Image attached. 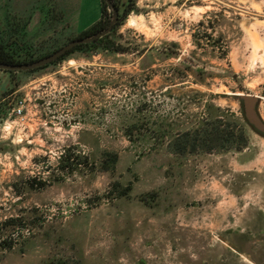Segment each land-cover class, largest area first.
Wrapping results in <instances>:
<instances>
[{
  "label": "rangeland",
  "instance_id": "374dc122",
  "mask_svg": "<svg viewBox=\"0 0 264 264\" xmlns=\"http://www.w3.org/2000/svg\"><path fill=\"white\" fill-rule=\"evenodd\" d=\"M11 2L22 15L0 16V38L19 55L99 13ZM110 38L127 52L0 70V264H264V137L244 125L240 150L177 145L216 119L235 133L241 94L264 122V0H136Z\"/></svg>",
  "mask_w": 264,
  "mask_h": 264
},
{
  "label": "trees",
  "instance_id": "16d2710c",
  "mask_svg": "<svg viewBox=\"0 0 264 264\" xmlns=\"http://www.w3.org/2000/svg\"><path fill=\"white\" fill-rule=\"evenodd\" d=\"M108 1L110 2V5L107 3V0H99V5H100L99 18L94 23H92L87 28H85L82 32L77 34L76 37L74 38L90 36L97 31H101L105 29L112 20L113 17L112 7H113L117 11V15H116V20L113 23L110 32L91 42L81 43L74 46L73 48L65 52L62 56H60L59 58H57L56 60H54L49 64L58 63L59 61L71 56L76 52L85 57H88L97 50H107L111 52H120V53L127 52V49L115 45V42L113 41V39L110 38V35L114 33L121 24H123L126 16L131 11L134 10V5L136 0H127L126 3H123L120 0H108ZM107 8H110V11H108ZM5 23H6V29L9 32L13 30L20 31L23 29L22 27L23 25L21 24V22L17 23L15 21L14 24L6 19ZM24 25L26 24L24 23ZM10 42L15 43L14 41H10ZM19 51L20 49H17L13 45H9L8 47L4 46L0 38V62L3 63L31 62L41 57H44V55L49 54L46 53L42 56L41 55L35 56L32 55L33 54L32 52L26 50L25 52L23 51L24 52L23 55H19ZM181 61L182 63L186 64L185 68L189 70L188 61L185 59H182ZM49 64L30 71L43 69L47 67ZM4 72L13 73L16 71H4ZM212 125L213 126L211 128H208L206 127V124H204L201 127H198L192 131L184 132L181 139H178L177 141V145L181 147V151L182 150L194 151L196 148L204 152H210L212 150H230V149L240 150L246 146L247 138L244 133L243 127L244 125H246L250 128V126L246 122L243 115H242V123L235 121V123L232 124L233 128L236 129L235 133L233 131L232 132L227 131V129L225 128H220L221 123L218 119H216V121L212 123Z\"/></svg>",
  "mask_w": 264,
  "mask_h": 264
},
{
  "label": "water",
  "instance_id": "95a60500",
  "mask_svg": "<svg viewBox=\"0 0 264 264\" xmlns=\"http://www.w3.org/2000/svg\"><path fill=\"white\" fill-rule=\"evenodd\" d=\"M107 3L110 5V2L107 0ZM113 11V17L108 26L101 30L93 33L90 36L86 37H80V38H74L65 43L63 46L60 48L56 49L52 53L36 59L31 62H25V63H3L0 62V70L2 71H30L33 69L40 68L44 65H47L60 56H62L65 52L73 48L74 46L81 44V43H88L91 42L108 32H110L113 23L116 20V15L117 11L112 7ZM182 58H184L182 56ZM239 99L241 100V105H242V111H243V116L252 129L256 134L263 136L264 137V122L263 120L259 117L257 110H256V103H257V97L250 95V94H241L239 95Z\"/></svg>",
  "mask_w": 264,
  "mask_h": 264
},
{
  "label": "crops",
  "instance_id": "0c3cea01",
  "mask_svg": "<svg viewBox=\"0 0 264 264\" xmlns=\"http://www.w3.org/2000/svg\"><path fill=\"white\" fill-rule=\"evenodd\" d=\"M10 3V4H8ZM5 5L6 8H4L3 10V5ZM99 5V4H98ZM19 7V5H17ZM18 7H14L13 6V3L11 2V0H6V3L4 2V0H0V16L3 17V19H5L6 17L10 16V15H14V16H18V18H21V11H19V8ZM99 15H100V5H99V13H98V16H97V19L99 18ZM18 20V19H17ZM96 21V20H95ZM94 21V22H95ZM93 22V23H94ZM52 23H55V22H52ZM66 24H69V29L71 28L70 26H72L74 28V30L77 32V33H80L82 32L85 28L87 27H80L78 24L75 26L74 22H67ZM91 25V24H90ZM46 26H49V24H47Z\"/></svg>",
  "mask_w": 264,
  "mask_h": 264
},
{
  "label": "built area",
  "instance_id": "2783aa9c",
  "mask_svg": "<svg viewBox=\"0 0 264 264\" xmlns=\"http://www.w3.org/2000/svg\"><path fill=\"white\" fill-rule=\"evenodd\" d=\"M15 118H23V105H22V101H19L18 103H16L15 107L11 108V112Z\"/></svg>",
  "mask_w": 264,
  "mask_h": 264
}]
</instances>
